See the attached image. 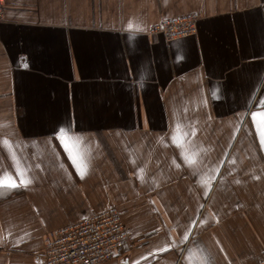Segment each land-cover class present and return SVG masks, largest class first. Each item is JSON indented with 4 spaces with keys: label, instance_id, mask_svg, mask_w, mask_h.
Masks as SVG:
<instances>
[{
    "label": "crops",
    "instance_id": "0c3cea01",
    "mask_svg": "<svg viewBox=\"0 0 264 264\" xmlns=\"http://www.w3.org/2000/svg\"><path fill=\"white\" fill-rule=\"evenodd\" d=\"M111 207L147 243L101 264H260L264 0H5L0 264Z\"/></svg>",
    "mask_w": 264,
    "mask_h": 264
},
{
    "label": "built area",
    "instance_id": "2783aa9c",
    "mask_svg": "<svg viewBox=\"0 0 264 264\" xmlns=\"http://www.w3.org/2000/svg\"><path fill=\"white\" fill-rule=\"evenodd\" d=\"M5 16V0H0V22ZM199 13L178 15L150 26L149 33L171 41L196 35ZM42 264H101L147 243V236H135L126 227L117 207L98 211L79 221L48 233ZM260 264H264V251Z\"/></svg>",
    "mask_w": 264,
    "mask_h": 264
},
{
    "label": "snow or ice",
    "instance_id": "6c2138e0",
    "mask_svg": "<svg viewBox=\"0 0 264 264\" xmlns=\"http://www.w3.org/2000/svg\"><path fill=\"white\" fill-rule=\"evenodd\" d=\"M130 28L132 27V24L131 23H129V25H128ZM258 115H262L261 113H253L252 114V116H253V118L255 119V117L256 116H258ZM66 148H67V146H65ZM69 152L71 151L70 149H67ZM12 187H16L17 185H15V184H12L11 185Z\"/></svg>",
    "mask_w": 264,
    "mask_h": 264
},
{
    "label": "rangeland",
    "instance_id": "374dc122",
    "mask_svg": "<svg viewBox=\"0 0 264 264\" xmlns=\"http://www.w3.org/2000/svg\"><path fill=\"white\" fill-rule=\"evenodd\" d=\"M140 246H142V245H140ZM139 245H137V246H135V247H140Z\"/></svg>",
    "mask_w": 264,
    "mask_h": 264
}]
</instances>
